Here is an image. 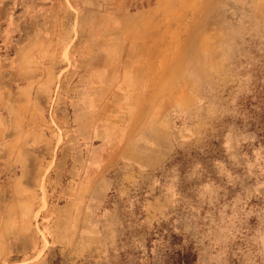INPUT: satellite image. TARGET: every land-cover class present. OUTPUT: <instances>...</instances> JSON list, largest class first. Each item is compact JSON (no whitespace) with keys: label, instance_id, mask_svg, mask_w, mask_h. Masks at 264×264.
Here are the masks:
<instances>
[{"label":"rangeland","instance_id":"rangeland-1","mask_svg":"<svg viewBox=\"0 0 264 264\" xmlns=\"http://www.w3.org/2000/svg\"><path fill=\"white\" fill-rule=\"evenodd\" d=\"M0 264H264V0H0Z\"/></svg>","mask_w":264,"mask_h":264}]
</instances>
